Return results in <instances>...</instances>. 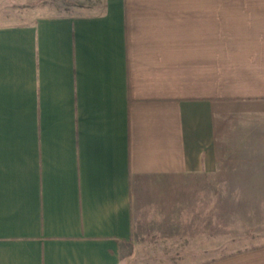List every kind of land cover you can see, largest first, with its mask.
<instances>
[{"label": "crops", "instance_id": "obj_1", "mask_svg": "<svg viewBox=\"0 0 264 264\" xmlns=\"http://www.w3.org/2000/svg\"><path fill=\"white\" fill-rule=\"evenodd\" d=\"M36 1L0 0V264H264L221 177L264 192V0Z\"/></svg>", "mask_w": 264, "mask_h": 264}, {"label": "rangeland", "instance_id": "obj_2", "mask_svg": "<svg viewBox=\"0 0 264 264\" xmlns=\"http://www.w3.org/2000/svg\"><path fill=\"white\" fill-rule=\"evenodd\" d=\"M36 1V0H35ZM93 0H37L35 3L47 4L52 12H66L77 4L84 9L93 5ZM229 169V168H228ZM222 238L223 242L229 241L231 236L239 237L248 232L260 230L261 200L264 192L254 190H238L236 186L244 184L247 176L230 174L229 171L222 174ZM249 177V176H248ZM240 179V180H239ZM208 182V180H206ZM234 186V189H231ZM207 204L212 200L210 191L207 189ZM258 219V220H257ZM254 228V230H252ZM208 235V232H206ZM208 239V238H207ZM208 241V240H206ZM214 254L203 256L204 259L214 258ZM152 258V257H150ZM159 261L166 260V256H154ZM193 258V257H192ZM191 257L189 262L193 261ZM196 258V257H194ZM188 262V261H187Z\"/></svg>", "mask_w": 264, "mask_h": 264}]
</instances>
